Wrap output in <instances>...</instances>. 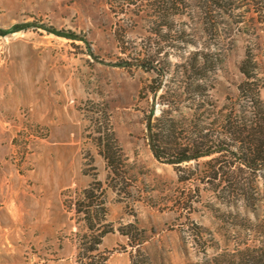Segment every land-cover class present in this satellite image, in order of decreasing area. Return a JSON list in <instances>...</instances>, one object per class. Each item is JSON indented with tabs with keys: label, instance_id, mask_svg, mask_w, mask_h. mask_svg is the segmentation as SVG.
<instances>
[{
	"label": "rangeland",
	"instance_id": "1",
	"mask_svg": "<svg viewBox=\"0 0 264 264\" xmlns=\"http://www.w3.org/2000/svg\"><path fill=\"white\" fill-rule=\"evenodd\" d=\"M156 48L170 65L217 53L212 98L243 104L246 54L264 80V0H0V264H264V166L218 179L209 155L152 156L154 73L122 60Z\"/></svg>",
	"mask_w": 264,
	"mask_h": 264
},
{
	"label": "trees",
	"instance_id": "2",
	"mask_svg": "<svg viewBox=\"0 0 264 264\" xmlns=\"http://www.w3.org/2000/svg\"><path fill=\"white\" fill-rule=\"evenodd\" d=\"M160 51L156 48L152 53L131 56L133 61L122 60V64H135L154 73L149 89L153 97L159 90L156 102L160 107L154 114L151 106L144 117L145 138L152 156L179 170L182 162L209 155L201 164H210L209 175L218 179L225 174L236 177L235 170L241 171L242 166L259 172L264 166V100L259 95L264 80L254 68L255 64H251V56L246 54L238 66L243 77L236 85V96H242L245 103L236 105L217 103L209 92L219 60L217 53L200 51L201 62L183 60L170 65ZM197 52L193 50L192 54ZM201 117L207 118V124L200 122ZM100 140L104 142L102 137ZM109 149L105 147L103 156L112 166L114 156L112 151L106 152ZM234 163H237L236 169L230 167ZM178 177L183 176L178 174ZM86 227H93L89 218ZM99 241L98 233L92 246H84V251L95 249ZM77 248L80 250V246ZM130 264H146V261L131 258Z\"/></svg>",
	"mask_w": 264,
	"mask_h": 264
}]
</instances>
